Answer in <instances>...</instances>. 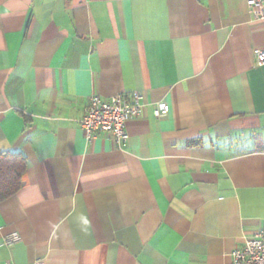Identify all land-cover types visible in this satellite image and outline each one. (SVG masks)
<instances>
[{"label": "crops", "instance_id": "crops-1", "mask_svg": "<svg viewBox=\"0 0 264 264\" xmlns=\"http://www.w3.org/2000/svg\"><path fill=\"white\" fill-rule=\"evenodd\" d=\"M249 1L0 0V153L28 163L0 202L1 264L231 263L264 225ZM135 91L127 143L88 140L89 97Z\"/></svg>", "mask_w": 264, "mask_h": 264}, {"label": "built area", "instance_id": "built-area-1", "mask_svg": "<svg viewBox=\"0 0 264 264\" xmlns=\"http://www.w3.org/2000/svg\"><path fill=\"white\" fill-rule=\"evenodd\" d=\"M249 10L256 21L264 22V0H250ZM257 64L264 65V49L257 50ZM145 103L140 91L131 94L121 92L105 98L98 93L89 97V105L81 120V126L88 140L96 134H109L118 145H125L129 139L128 123L142 115ZM170 111V105L161 103L155 108V115L162 116ZM22 240L19 232L6 235L3 246H14ZM229 264H264V225L254 235L246 238L242 247L231 252ZM1 264V263H0ZM10 264V263H4ZM33 264H43L36 261Z\"/></svg>", "mask_w": 264, "mask_h": 264}, {"label": "trees", "instance_id": "trees-1", "mask_svg": "<svg viewBox=\"0 0 264 264\" xmlns=\"http://www.w3.org/2000/svg\"><path fill=\"white\" fill-rule=\"evenodd\" d=\"M27 167V160L20 153H0V202L20 191Z\"/></svg>", "mask_w": 264, "mask_h": 264}]
</instances>
